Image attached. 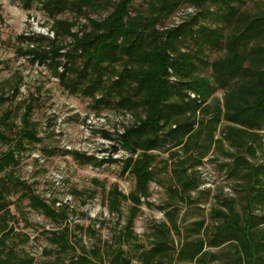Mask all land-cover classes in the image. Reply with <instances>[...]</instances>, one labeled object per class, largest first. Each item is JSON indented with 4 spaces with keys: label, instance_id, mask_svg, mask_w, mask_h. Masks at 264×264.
<instances>
[{
    "label": "trees",
    "instance_id": "obj_1",
    "mask_svg": "<svg viewBox=\"0 0 264 264\" xmlns=\"http://www.w3.org/2000/svg\"><path fill=\"white\" fill-rule=\"evenodd\" d=\"M10 1L20 2L26 11L37 4L51 21V38H19L27 41L21 55L29 57L31 64L44 66L69 94H81L96 104L110 102L133 116V122L117 136L126 155L122 171L133 178V190L123 195L113 186L105 195L111 213L119 212L121 201L130 203L126 237L132 234L141 199L149 196L154 152L166 147L169 161L182 154L171 170L173 186L168 188L180 200H189L197 191L194 171L212 146L225 142L234 152L224 156L233 159L230 174H239L242 181V212L236 210L234 198L218 199L209 210L211 228L199 236L202 222L197 223V236L185 235L176 250L170 236L179 229L174 213H167V221L157 227L158 237L134 264H165L168 252L174 250L176 260L184 264H264V210L254 213L256 207L264 209V159L260 164L248 160L255 156V147L260 146L255 144L264 133V11H240L244 0H144L145 8L134 12L129 9L132 0ZM183 4L200 12L175 26L156 27L160 17L173 14ZM108 7L111 10L102 19L90 18ZM204 11L209 12V23L199 24ZM65 12L75 19H59ZM80 17L85 24L74 32ZM187 40L191 47L184 50L180 46ZM203 54L215 57L206 64ZM199 65L209 68L208 75L198 73ZM217 91L221 98L212 99ZM30 112L27 107L14 135L8 134L13 127L10 112L0 117V139L8 143L0 153V264H34L32 257L7 244L11 232L5 219L7 198L21 193L31 209L49 218L55 214L28 185L13 177L18 155L26 151V145L37 142ZM220 124V137L215 138ZM194 148L197 155L192 153ZM68 154L79 164L94 162L76 152ZM51 242L55 249L47 252L53 254L47 264H103L98 250L91 251L92 255L74 252L69 257L71 244L64 234ZM111 253L107 264H131L120 246Z\"/></svg>",
    "mask_w": 264,
    "mask_h": 264
},
{
    "label": "rangeland",
    "instance_id": "obj_2",
    "mask_svg": "<svg viewBox=\"0 0 264 264\" xmlns=\"http://www.w3.org/2000/svg\"><path fill=\"white\" fill-rule=\"evenodd\" d=\"M106 1L114 3L118 0ZM261 1L244 0L239 6L240 11L250 14L263 12ZM144 5V0H132L130 12L143 10ZM188 6L183 4L173 14L160 17L156 27L165 29L175 26L182 19L200 12V8ZM110 10V7L99 10L90 18L102 19ZM208 15L209 12L204 11L198 18L199 24L209 23ZM75 17L65 12L59 19L72 22ZM77 21L79 25L73 29L74 32L85 24L83 17ZM50 27L51 21L39 5L34 4L26 11L18 1L0 0V97L3 99L0 117L10 112L13 127L8 134L14 135L20 127L23 112L30 107V122L35 125L37 139V142L26 145V151L18 155L13 177L28 185L55 213L53 218H49L31 209L21 193L7 198L5 219L11 230L7 236L8 245L32 257L34 264H47L53 258V254L48 255L47 252L55 249L51 239L64 234L71 244L69 257L74 252L92 255L91 251L98 250L101 263L107 264L113 254L111 250L120 246L125 257L134 264L139 254L147 251L158 237L157 227L167 221V213H174V222L179 229L178 233L172 232L170 236L176 250L185 235L197 236V223L202 222L199 236H204L211 228L213 222L209 218V210L217 205L218 199L234 198L236 210L242 212L243 193L239 187L242 181L239 174H230L229 166L233 159L224 154L234 152L225 142L223 146H212L195 168L194 177L199 187L189 200H180L168 192V188L173 186L171 170L183 156L178 152L179 157L169 161L167 148L164 147L154 152L156 160L153 181L148 186L149 196L141 199L132 234L126 237L124 227L130 203L121 201L119 212L111 213L105 195L113 186L123 195L133 190V178L122 171L121 160L126 155L117 138L122 127L133 122V116L110 102L96 104L81 94H69L44 66L31 64L29 57L20 54L27 41L19 38H51ZM180 47L188 50L191 42L187 40ZM214 57L215 54H203L202 59L207 64ZM198 73L208 75L209 68L199 65ZM221 96L222 93L217 91L212 99H220ZM222 125H218L215 138L220 137ZM260 139L255 144L260 146H254L255 156L248 157L253 164H260L264 159V133L260 134ZM7 147L8 143L0 139V153ZM71 152L93 158L94 162L79 164L68 154ZM197 152V149H192L193 154ZM98 161L103 163L97 165ZM16 190L19 191V187ZM263 210L256 207L254 213L261 214ZM173 253L168 252L165 264H184L178 262Z\"/></svg>",
    "mask_w": 264,
    "mask_h": 264
},
{
    "label": "built area",
    "instance_id": "obj_3",
    "mask_svg": "<svg viewBox=\"0 0 264 264\" xmlns=\"http://www.w3.org/2000/svg\"><path fill=\"white\" fill-rule=\"evenodd\" d=\"M191 97H193V95H191Z\"/></svg>",
    "mask_w": 264,
    "mask_h": 264
}]
</instances>
